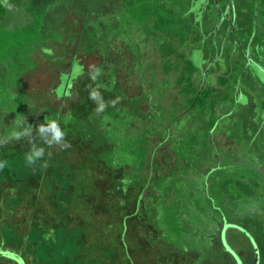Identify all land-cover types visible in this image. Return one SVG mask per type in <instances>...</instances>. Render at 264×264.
Returning <instances> with one entry per match:
<instances>
[{"label":"rangeland","instance_id":"1","mask_svg":"<svg viewBox=\"0 0 264 264\" xmlns=\"http://www.w3.org/2000/svg\"><path fill=\"white\" fill-rule=\"evenodd\" d=\"M23 116L72 147H0V264H264V0H0Z\"/></svg>","mask_w":264,"mask_h":264},{"label":"clouds","instance_id":"2","mask_svg":"<svg viewBox=\"0 0 264 264\" xmlns=\"http://www.w3.org/2000/svg\"><path fill=\"white\" fill-rule=\"evenodd\" d=\"M101 75L102 69L93 66L90 79L95 82ZM89 98L97 105L95 108L97 115L103 113L109 106L115 107L121 101L120 97H116V99L111 101H105L97 88L91 90ZM14 123L16 125L14 130L7 135H0V147L8 146L13 142L26 141L29 145V150L25 153V161L28 166H35L46 154L49 157L52 155L51 151L46 153L45 147L38 145V140L43 145H46L48 149L55 148L58 151H64L72 147L71 143L66 139L67 133L63 130L60 121L57 119L45 117L44 122L34 126L28 123L26 117L23 116L22 119L14 120ZM7 165L8 162L6 160H0V171H3ZM41 167L47 169L48 162L45 160L41 164Z\"/></svg>","mask_w":264,"mask_h":264},{"label":"flooded vegetation","instance_id":"3","mask_svg":"<svg viewBox=\"0 0 264 264\" xmlns=\"http://www.w3.org/2000/svg\"><path fill=\"white\" fill-rule=\"evenodd\" d=\"M45 46H46V43H45ZM47 49V48H46ZM78 63V61H76L75 63H74V65H73V68H72V72L71 73H73V75L71 74V76H65V82H64V85L66 86V89H65V95L64 96H66L67 94V91H69V89L71 88V86H72V83H73V76L74 75H79V74H81V73H77V72H75L74 70H75V68H76V64ZM78 65H80L79 63H78ZM82 66V65H81ZM83 67V66H82ZM10 256V255H9ZM18 259V261L20 260V258H17ZM21 261V260H20ZM22 264H23V262H22Z\"/></svg>","mask_w":264,"mask_h":264},{"label":"trees","instance_id":"4","mask_svg":"<svg viewBox=\"0 0 264 264\" xmlns=\"http://www.w3.org/2000/svg\"><path fill=\"white\" fill-rule=\"evenodd\" d=\"M165 9H166V8H165ZM156 14H157V13H156ZM167 25H168L167 22H166V23L164 22V23H162V24L160 23V29H159V30H163V31H165V32L167 33V31H168V30L166 29V28H167ZM165 32H164V33H165ZM169 34H170L169 36L173 37V34H174V33H169ZM174 43H177V42H174ZM0 221H1V220H0Z\"/></svg>","mask_w":264,"mask_h":264},{"label":"water","instance_id":"5","mask_svg":"<svg viewBox=\"0 0 264 264\" xmlns=\"http://www.w3.org/2000/svg\"><path fill=\"white\" fill-rule=\"evenodd\" d=\"M42 50H43V51H46V49H45V48H43Z\"/></svg>","mask_w":264,"mask_h":264}]
</instances>
